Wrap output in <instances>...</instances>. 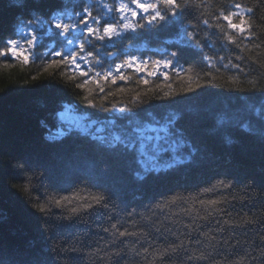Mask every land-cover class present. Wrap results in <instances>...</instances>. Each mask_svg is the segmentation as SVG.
Returning a JSON list of instances; mask_svg holds the SVG:
<instances>
[{
	"label": "snow or ice",
	"instance_id": "6c2138e0",
	"mask_svg": "<svg viewBox=\"0 0 264 264\" xmlns=\"http://www.w3.org/2000/svg\"><path fill=\"white\" fill-rule=\"evenodd\" d=\"M262 5L264 0H252L251 4L249 0H13L10 7L29 11L32 18L20 20L14 30H9L10 34H6L3 25L0 24V63L7 64L9 60H17L27 65L39 59L41 72L33 77V81L38 80L44 73L52 76L58 71L69 82L79 81L75 87L84 91L85 94L80 97L84 105L98 107L105 112L131 113L153 100H168L179 94L194 93L202 85L199 82L195 85L189 84L178 93L164 91L162 95L150 96L148 100H142V93L137 92L128 103H109L106 106L109 96L115 94L110 90L106 92L105 86L114 85L118 80L129 79L124 69H135L136 73L147 71L148 76H155L161 67L174 69L180 59L196 55H199L203 62L215 67L216 63L223 61L225 57L204 54L207 47H215L223 42L222 47L226 45L229 49H240L244 52L250 51V48H259L264 44V40L261 39L264 32L258 33L256 20L264 22V17H257L256 13ZM36 12H39V15H36ZM145 32L166 34L169 37L167 40L172 42L165 46L163 53H153L147 58L145 53L134 55L119 48L116 51H103L105 48H116L118 42L129 39L127 33ZM44 38L52 42V46L47 47L43 55H39L37 50L38 47H44L42 43ZM258 40L259 44L256 43ZM153 56L161 58L154 59ZM237 59L243 61L245 57ZM248 59L253 64L257 63L255 57ZM105 63H108L107 68ZM221 66L244 72L240 64L230 63ZM149 68L152 70L148 71ZM163 76L165 80L168 79L167 72H164ZM236 79L229 77L233 82ZM139 82L149 84L148 79L144 77H140ZM96 90L100 97L98 101L93 97ZM253 90H256L255 86L248 89ZM119 91L124 92L126 89L120 88ZM259 91L264 93V87ZM76 110L81 109L77 106ZM65 111L67 108L63 104V110L55 113L60 121L58 126L53 125L57 131H50L46 139L49 142L63 144L64 139L71 135L86 138L92 149L89 158L92 174L81 175L74 182H91L97 190L89 191L87 196L81 195L83 189L71 195H61L59 198L48 196L41 199L37 196L30 207L21 201L20 213L34 221V226L27 236L19 231L15 236H10L5 231L4 218L0 217V264H79L84 259L83 248L77 245L69 247L66 242H57V235L60 232H69L70 228L77 225V219L85 215L109 221L110 228L101 229L110 235L108 245L105 248H97L94 255L100 258V253L104 252L102 259L110 264H123L129 252L134 258L143 257L145 264H166L174 255L181 252L184 255L182 264L201 262L208 264L209 261L211 264H222L221 261L214 260L213 255L207 250H202L203 241L199 239L201 236L206 237L209 241L208 246L213 247L211 242L216 238L209 236L208 233L199 232L198 229H194L197 231L195 240L189 238L187 243L181 240L179 243L153 248L151 245L144 247L141 243L143 233L129 232L126 228L121 230L118 227L119 213L114 201L124 205L127 217L131 218L136 214L135 208L127 210L128 205L121 194L127 183V175L130 174L143 185L151 175L160 177L167 175L168 172L192 166L200 162L202 155H205L189 138L188 131L179 127L186 116L185 113L180 112L167 117L158 115L155 122L152 117H141L142 123L139 125L125 129L114 128L112 139L106 141L103 137L93 138L84 134L69 133L63 119ZM137 115H140L139 112ZM127 119L129 118H124ZM40 124L48 127L44 120H41ZM225 127H230L240 134L239 137L232 134L223 135L226 146L234 145L244 150L247 147L246 139L255 135L252 120L247 117L221 116L213 130L219 133ZM152 128L156 130L154 132L148 130ZM199 132L198 128H193L190 135L194 137L199 135ZM40 157V152H28L20 156L29 168L41 169L38 173L41 184L44 181L53 183L47 169L41 164ZM227 163L229 168L237 171L216 173L213 175L214 183L203 191L216 193L217 190H224L231 193L240 187L244 194L232 195L230 198L221 196L199 200V204L204 207V215L200 219L204 221H211L216 214L224 215L226 209L218 207L221 204L234 205L239 202L242 205L247 203L254 206L256 202L264 201V166L255 169L245 166L243 161L234 157H229ZM3 185L0 182V186ZM29 187V184H23L20 191L31 199ZM2 194L14 196L7 186L2 189ZM181 199L185 198L172 196L170 200L158 204L157 207H167L168 204H175ZM68 205L73 206L68 208L67 215H58L53 211L54 208L66 209ZM113 220L117 222L112 223ZM223 223L233 224L231 220H225ZM244 223L264 227V219L260 221L248 219ZM216 228L218 233L223 235L225 229L219 220L216 221ZM156 231L160 233L161 229L158 228ZM128 237L136 238L131 247L126 243ZM260 239L264 245V237ZM239 243L236 241L235 244H231L229 240L216 241L217 246L213 247V253L220 255L225 245L235 252ZM149 256L151 259H148ZM259 259L264 262V250L260 252ZM232 264L236 262L233 261Z\"/></svg>",
	"mask_w": 264,
	"mask_h": 264
},
{
	"label": "trees",
	"instance_id": "16d2710c",
	"mask_svg": "<svg viewBox=\"0 0 264 264\" xmlns=\"http://www.w3.org/2000/svg\"><path fill=\"white\" fill-rule=\"evenodd\" d=\"M251 2L252 0H249L250 4ZM12 3L13 0H0V24L3 25L6 34H10L9 30H14L20 20L32 18L29 11L10 7ZM35 14L39 15V12ZM256 15L264 17V5ZM256 25L258 33L264 32V22L257 19ZM126 35L130 38L118 42L116 48H105L103 51H116L119 48L134 55L145 53L147 58L153 53H163L165 46L172 42L167 40L169 37L166 34L154 32ZM261 39L264 40V36ZM42 43L44 47H38L37 50L39 55H43L46 48L52 46V42L46 38ZM256 43L259 44L260 41ZM222 44L223 42L204 50V54L209 56L225 57L223 61L217 62L215 67L203 62L200 56L196 55L180 59L174 69L161 67L155 76H148L147 71L136 73L135 69H124L129 79L118 80L114 85L105 86L106 92L110 90L115 94L109 96L106 106L109 103H128L137 92L142 93V100H148L150 96L162 95L164 91L178 93L181 88L189 84L195 85L199 82L202 85L194 93L179 94L168 100H153L131 113L105 112L98 107L84 105L80 97L85 93L75 87L79 81L69 82L58 71L52 76L44 73L38 80L33 81V77L41 72L39 59L27 65L17 60H9L7 64L0 63V182L4 184L0 186V217L4 218L5 231L10 236H15L18 231L27 236L33 228L34 221H30L20 213L21 201L26 202L30 207L37 196L41 199L48 196L59 198L61 195H71L81 189L84 190L81 195L87 196L89 191L97 190L91 182H74L81 175L92 174L89 164L92 149L88 140L79 135L65 138L63 144L49 142L46 139L50 131H57L53 125L58 126L60 121L55 113L63 110V104L68 112L92 121L90 126L85 128V124H80L78 127L66 126L69 133L84 134L93 138L103 137L106 141L112 139L114 128L125 129L139 125L142 123L141 117H152L155 122V117L158 115L167 117L183 112L186 116L179 127L188 131L189 138L205 155H202L200 162L192 166L168 172L167 175L160 177L151 175L143 185H140L141 182L136 181L130 174L127 175V183L121 194L128 205L127 210L131 211L135 208L136 214L131 218L127 217L124 205L114 201L119 213L118 227L121 230L126 228L129 232L143 233L141 243L144 247L151 245L153 248L165 247L171 243H179L181 240L187 243L189 238L195 240L197 231L194 229H198L199 232L208 233L209 236L216 238L211 242L213 247L217 246L216 241L229 240L231 244L240 242L235 252L225 245L220 255H215L213 247L208 246L207 238L199 237L203 241L202 250L212 254L214 260L221 261L222 264H232L233 261L236 264H264L258 255L264 250L260 239L264 237V227L244 223L248 219L254 221L264 219V201L256 202L254 206L247 203L242 205L239 202L234 205L221 204L218 207L226 209L224 215L216 214L211 221L200 219L204 215V207L199 204V200L221 196L230 198L232 195L244 194L240 187L235 188L231 193L224 190H217L216 193L203 191L214 183L213 175L216 173L237 171L228 167L229 157L240 159L245 166L255 169L264 166V93L259 91L264 87V67L261 66L264 65V44L259 48H250L248 52L229 49L226 45L222 47ZM170 50L175 51V49ZM241 56L245 57L243 61L237 59ZM248 57H255L257 63L253 64ZM153 58L161 57L153 56ZM230 63L240 64L244 72L221 66ZM105 67H108V63H105ZM164 72L168 73L167 80L163 76ZM140 77L148 79L149 84L140 83ZM229 77L237 79L233 82ZM253 86L256 90L248 91ZM89 87L95 86L89 85ZM120 88L126 91L120 92ZM97 92L98 90L93 92V97L98 101L100 97ZM77 106L80 111L76 110ZM137 112L140 115H137ZM221 116L247 117L252 120L255 135L246 139V149L241 150L234 145L224 144L223 135L232 134L234 137H239L240 134L236 130L230 127L221 129L219 133L213 130ZM125 117L129 119L124 120ZM41 120L47 122V128L41 126ZM193 128L199 129V135L194 137L190 135ZM148 130L154 132L156 129ZM157 134L152 133V135ZM28 152L41 153L40 162L47 169L53 183L44 181L41 184V178H38L41 169L29 168L24 164L20 156ZM97 159L103 166L99 158ZM23 184L30 185L31 199L20 191V186ZM6 186L14 196L2 194V189ZM172 196L185 199L178 200L175 204H168L167 207H157L158 204L170 200ZM72 206L68 205L66 209L54 208L53 211L58 215H67L68 208ZM217 220L225 229L223 235L217 231ZM225 220H231L233 224L225 225L223 223ZM188 225L192 227L187 228ZM103 228H110L107 219L85 215L77 219V225L70 228L69 232H60L57 235V242H66L69 247L73 245L82 247L84 259L79 264H110L102 259L104 252L100 253V258L94 255L97 248H105L110 240V235L101 230ZM158 228L161 229L160 233L156 231ZM135 240V237H128L126 243L131 247ZM108 250L111 251L110 248ZM253 257L256 259H252ZM148 259L151 257L149 256ZM183 260L184 255L181 252L174 255L166 264H182ZM123 264H145V261L143 257L134 258L129 252ZM208 264H211V261Z\"/></svg>",
	"mask_w": 264,
	"mask_h": 264
},
{
	"label": "rangeland",
	"instance_id": "374dc122",
	"mask_svg": "<svg viewBox=\"0 0 264 264\" xmlns=\"http://www.w3.org/2000/svg\"><path fill=\"white\" fill-rule=\"evenodd\" d=\"M63 119L64 122L66 124V126L68 127H78L80 126V124H85L84 128L86 126H90L89 124H91L92 121H87L83 116L78 115L76 113L73 112H68L65 111L63 113Z\"/></svg>",
	"mask_w": 264,
	"mask_h": 264
},
{
	"label": "clouds",
	"instance_id": "9594fccd",
	"mask_svg": "<svg viewBox=\"0 0 264 264\" xmlns=\"http://www.w3.org/2000/svg\"><path fill=\"white\" fill-rule=\"evenodd\" d=\"M260 256V254H258ZM252 259H256V257H253Z\"/></svg>",
	"mask_w": 264,
	"mask_h": 264
}]
</instances>
